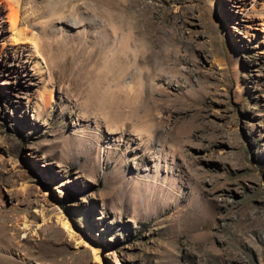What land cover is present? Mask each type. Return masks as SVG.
I'll use <instances>...</instances> for the list:
<instances>
[{
    "label": "rangeland",
    "instance_id": "1",
    "mask_svg": "<svg viewBox=\"0 0 264 264\" xmlns=\"http://www.w3.org/2000/svg\"><path fill=\"white\" fill-rule=\"evenodd\" d=\"M49 1L38 56L0 0V264H264V0ZM89 75L150 124L101 123Z\"/></svg>",
    "mask_w": 264,
    "mask_h": 264
},
{
    "label": "bare ground",
    "instance_id": "2",
    "mask_svg": "<svg viewBox=\"0 0 264 264\" xmlns=\"http://www.w3.org/2000/svg\"><path fill=\"white\" fill-rule=\"evenodd\" d=\"M5 3L7 10H8V17L10 19L12 31L15 35L17 41L21 43H25L28 46H31L33 52L40 56L41 52L45 50V48L49 49L48 52H52L54 48L52 47V43L50 38L56 37L57 35H64L66 34L64 30L57 28H47V26L39 29H34L37 25V8L43 9V12H55L53 8V2L46 0L39 4L36 7V3L30 0L26 2V0H2ZM92 23V20L90 21ZM114 23V22H113ZM51 27V26H50ZM36 30V32L34 31ZM61 30V31H60ZM99 32V31H98ZM103 31H101V35ZM67 35V34H66ZM105 36V34H103ZM128 35L123 36L124 39L120 40L122 42L121 50H125L128 48ZM99 37V36H97ZM101 37V36H100ZM97 43L99 42L102 45L103 49L108 48L111 44L109 41L104 40V38L96 40ZM114 43V42H113ZM130 43V42H129ZM139 46V45H138ZM134 59L135 62L137 61V53L139 49L135 48ZM133 52V51H132ZM142 51V55H143ZM141 55V53H140ZM119 58V54L117 53ZM141 57V56H140ZM139 57V58H140ZM139 66V65H138ZM121 67V66H120ZM144 69V67H143ZM121 73V72H120ZM142 72L141 67L138 69V74L140 75ZM152 74V73H151ZM113 76V75H112ZM143 77V76H142ZM128 83H124L122 78L115 77H103V76H81L78 79V85H86V100L84 106L86 110L88 107H91L101 112L104 109H109L108 113L100 116V121L103 123L104 121L107 123L111 121L114 126H117L119 123L123 121L126 125L125 134L131 135L136 128L139 126H148L150 124V120L152 119V109L149 106L150 99L143 98L142 95V86L143 84L139 82V86L137 88H130L127 86ZM83 88H81L82 90ZM143 98V99H142ZM123 104L127 106L128 109L123 110ZM90 108V109H91ZM85 109V108H84ZM88 111V110H87ZM86 111V112H87ZM99 114V113H98ZM105 117V118H104ZM108 124V123H107ZM122 125V123L120 124ZM141 130V129H140ZM141 132V131H140ZM82 145L84 142H81ZM96 143V142H94ZM71 146V145H70ZM84 146V145H83ZM79 148L78 145L75 146ZM85 147V146H84ZM94 148V147H93ZM23 187V186H22ZM24 188V187H23ZM63 225L66 227L69 234L72 236L73 233L71 232V226L68 221L61 219ZM30 220L27 216L22 217L18 220V225L23 228L25 232L30 229ZM19 227V228H20ZM29 232V231H28ZM74 237V236H72ZM93 263L91 264H102L101 252L97 249H93Z\"/></svg>",
    "mask_w": 264,
    "mask_h": 264
}]
</instances>
